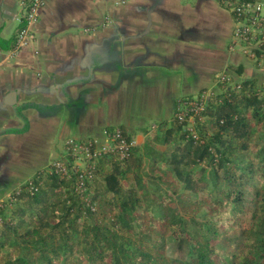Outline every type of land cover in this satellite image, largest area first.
Instances as JSON below:
<instances>
[{
  "label": "trees",
  "instance_id": "16d2710c",
  "mask_svg": "<svg viewBox=\"0 0 264 264\" xmlns=\"http://www.w3.org/2000/svg\"><path fill=\"white\" fill-rule=\"evenodd\" d=\"M216 87L192 126L118 127L133 144L98 154L83 194L35 172L0 202V264H264V82Z\"/></svg>",
  "mask_w": 264,
  "mask_h": 264
},
{
  "label": "crops",
  "instance_id": "0c3cea01",
  "mask_svg": "<svg viewBox=\"0 0 264 264\" xmlns=\"http://www.w3.org/2000/svg\"><path fill=\"white\" fill-rule=\"evenodd\" d=\"M20 2L0 0V40L15 42L0 49L3 198L56 160L67 138L101 143L121 127L142 144L179 99L216 92L220 74L264 82L227 49L232 16L217 0H45L17 45Z\"/></svg>",
  "mask_w": 264,
  "mask_h": 264
},
{
  "label": "built area",
  "instance_id": "2783aa9c",
  "mask_svg": "<svg viewBox=\"0 0 264 264\" xmlns=\"http://www.w3.org/2000/svg\"><path fill=\"white\" fill-rule=\"evenodd\" d=\"M45 0H21L23 19L21 27L16 35L17 45L22 44L28 37L30 25L38 19L40 9ZM218 4L226 9L232 16L233 32L231 34L229 50L237 51L247 58L257 69L264 71V0H217ZM219 82L224 84L228 81L227 75L218 76ZM207 96L204 92L180 99L175 106V117L178 122L186 121L192 126L194 117L198 116L205 108ZM192 139L197 135L192 130ZM104 141L97 143L90 139L67 138L63 141V153L48 166L49 170L63 174L69 178H77L76 190L83 194L85 192L84 181L92 177L94 170L93 160L98 154L125 155L128 147L133 144L127 143L123 132L118 127L103 131ZM71 160V165L68 161ZM76 160L89 162L90 166L80 167ZM69 165V167H67ZM88 169L86 174L83 170Z\"/></svg>",
  "mask_w": 264,
  "mask_h": 264
},
{
  "label": "rangeland",
  "instance_id": "374dc122",
  "mask_svg": "<svg viewBox=\"0 0 264 264\" xmlns=\"http://www.w3.org/2000/svg\"><path fill=\"white\" fill-rule=\"evenodd\" d=\"M231 15V14H230ZM233 21V20H232ZM233 27H234V24H233ZM232 32H233V28H232V31H231V34H232ZM230 38H231V35H230ZM230 41V40H229ZM229 43L230 42H228V45H229ZM228 45H227V49L229 50V48H228ZM230 52H237V51H231V50H229ZM237 53H239V52H237ZM241 54V53H240ZM242 55V54H241ZM221 75V74H220ZM220 80H219V78H217L216 79V82L215 83H217V82H219ZM214 83V84H215ZM225 86H228V85H225ZM228 88V87H227ZM217 91V90H216ZM221 91V90H220ZM205 94H206V96L208 97L209 96V94H210V92L209 91H205L204 92ZM181 99H184V98H181ZM194 124V120L192 121V125ZM155 124L154 125H152L151 127L153 128H155ZM153 130H155V129H152L151 131H153ZM150 131V132H151ZM63 151H64V149H63V141H62V143H61V152H60V155H59V157L62 155V153H63ZM119 158H120V156H119ZM67 161H68V164L69 165H71V160H68V159H66ZM55 161V160H54ZM77 162H75L76 164H78L80 167H86V166H90L89 165V162H87V161H84V160H76ZM69 165H67V167H69ZM48 168V167H47ZM46 168V169H47ZM147 168V165H146V167H145V169ZM48 170V169H47ZM88 171V169L86 168V169H84L83 170V172H84V174H86V172ZM59 175H61V177H63V178H66V179H70L69 177H67V176H65V175H63V174H59ZM25 183V182H24ZM23 183V184H24ZM22 184V185H23ZM12 193H13V191H12ZM12 193L11 194H9L6 198H3V197H1L2 195H0V202H2V201H5V200H8V199H10L12 196ZM86 200V199H85ZM245 218H246V214H244V215H242L241 217H239V219H240V222H236L235 224H233V231L230 233V235L229 236H236V233L238 232V230H239V227H240V225H243V224H246V220H245Z\"/></svg>",
  "mask_w": 264,
  "mask_h": 264
}]
</instances>
